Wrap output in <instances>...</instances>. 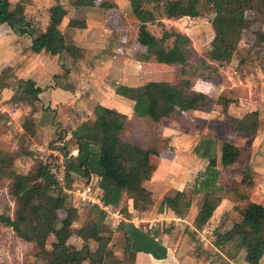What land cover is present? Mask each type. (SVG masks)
<instances>
[{
	"label": "trees",
	"instance_id": "trees-1",
	"mask_svg": "<svg viewBox=\"0 0 264 264\" xmlns=\"http://www.w3.org/2000/svg\"><path fill=\"white\" fill-rule=\"evenodd\" d=\"M150 0H130L132 15L139 22L137 43L144 49L136 60L143 63L164 64L181 67L182 78L174 84L168 81H150L141 86L118 85L116 95L132 103L133 114L138 118H147L155 124H162L178 115L207 110L211 98L193 88L194 81L187 76L186 68L191 63V39L178 31H164L162 37L155 36L148 28L157 20L156 8H148ZM17 0H0V26L8 25L17 34L24 29L31 32L32 53L47 52L53 57L66 54L68 39L61 29L69 11L61 4L49 10V22L46 27L27 24L18 18ZM75 10L87 7L111 9L115 4L99 0H73ZM164 15L169 20L183 18H210L214 37L205 58L216 69L228 66L233 60L245 35L251 33L255 48L264 44V31L254 30L259 17H264V0H166ZM30 23V22H28ZM23 26L22 29L19 27ZM70 29L87 28L86 18L71 17L67 23ZM22 30V31H21ZM172 41L170 45H167ZM11 76L9 69L0 76V88ZM42 90L32 80H20L15 91L17 103L34 107L40 101ZM223 113L230 129L246 138L257 137L260 130L258 111L247 113L242 118L229 115L232 101L221 98ZM27 127V123L25 124ZM128 127V116L116 109L102 105L94 108V119L87 120L74 131L78 156L68 161V181L72 184L78 177L90 180L99 179L102 201L113 208L122 206L125 199L132 201L137 213L149 212L154 204V195L146 184L151 181L157 170L153 158L160 155L165 147L157 141L148 147L133 144L122 135ZM163 138V137H162ZM170 148V147H169ZM197 155L213 160L218 156V141L207 139L195 148ZM13 156L4 155L0 150V185L10 181L8 195L13 201V216L1 215V221L11 228L17 237L32 244L37 264H130L122 260L114 250L112 232L105 223L106 214L98 206L90 208L94 219H87L73 228L78 218L75 208L67 209V217L61 219L58 212L66 209V198L55 186V181L46 167L40 166L34 177L19 178L13 170ZM220 169L210 166L195 180L190 194L187 190H173L164 195L159 211L168 209L177 216H184L191 208L194 195L203 194L204 201L197 214L194 227L202 230L213 219L222 204L223 187L219 180ZM128 215V208L121 209ZM124 236V253L144 252L155 259L167 257V249L158 241L159 232L153 229L143 230L132 223L122 222L118 227ZM76 237L82 246L70 244ZM96 247L92 248L91 244ZM228 243L227 256L235 258L244 253L248 264H261L264 259V205L250 202L241 213L239 221L228 229L217 230L213 244L219 247Z\"/></svg>",
	"mask_w": 264,
	"mask_h": 264
},
{
	"label": "rangeland",
	"instance_id": "rangeland-1",
	"mask_svg": "<svg viewBox=\"0 0 264 264\" xmlns=\"http://www.w3.org/2000/svg\"><path fill=\"white\" fill-rule=\"evenodd\" d=\"M72 1L39 0V2L34 3V1L30 0L26 6L27 14L28 16H36L37 18L33 20L40 21L42 26H45L49 14L43 9L61 4L68 9L69 15L82 17L84 10H75L71 6ZM99 1L117 4V9L115 7L111 9L96 7L103 11L102 15L98 13L92 14L94 17L97 16V19L103 22L102 25L105 26L103 36L98 42L101 45L98 56H107L108 58L109 55L112 56V51L115 52L113 56L118 59L123 57L124 59L123 66L111 64L110 61L105 60L107 61V66H104V69L109 71L108 73H112L114 68L121 69L120 75H116V72H113L116 75L113 79L117 78L114 81L117 83L111 84L113 89L118 85L124 84L141 86L150 81H168L174 84L180 82L182 78L181 67L143 63L136 60V56L143 54L144 49L137 43L139 22L132 15L130 0ZM165 1L150 0L147 4L148 8H156L157 10V20L154 23H150L148 28L157 37H162L164 31H178L190 37L192 58L191 63L185 70L187 76L194 81V88L209 93L208 96L211 98V102L207 110L178 115L171 120L164 121L162 124H155L149 119H137L138 117L131 116L130 121H128V127L122 135L123 139L143 147H148L155 140L157 144L162 140L161 145L163 144L167 147L168 140L162 133H168L169 130L167 129L172 127L181 134L178 135L177 132H174V135L182 136L184 134L187 137L185 142H189L190 148H182L184 156L181 157L180 155L178 157L171 154V152L174 153V148L168 145V148L161 149L158 157L153 158V163L157 165V173H154L146 187L153 192L155 204L149 212L137 213V211L132 209V201L125 199L122 206L115 209L116 212H120L117 215L118 217L109 215L105 219V223L112 232L111 245L120 258L124 254L126 243L123 233L118 227L122 222L134 224L133 222L135 221L138 227L143 230L153 229L159 232L160 241L163 243L165 240L168 245H170V241L180 245L181 236L187 237V248L192 256L206 259V257L210 258L216 255L213 241L217 230L228 229L232 224L239 221L241 213L248 203L256 202L264 205V44L255 48L252 45L253 37L250 35L251 33L245 35L231 63L226 67L216 69V66L205 58V53L210 48V43L214 37L211 19L204 17L169 20L164 15ZM93 11L95 10L93 9ZM258 17L259 20L256 22L254 30L264 31V17ZM27 20L22 18L21 23L31 24L33 22L32 19H30V23ZM22 27L20 26L19 28L22 29ZM23 31V33L18 35L31 39L32 45V37L35 33L32 35L31 32H27L25 29ZM116 40L115 48L111 49L113 45L111 43H115ZM171 43L172 41H169L167 45ZM69 48L70 50H77L73 45ZM78 51L72 52L71 50L72 54ZM80 55H83V53ZM52 59L54 63L59 65V70L54 72L55 74H51L52 79L57 82L73 67L65 63L68 62L65 55L54 58L52 56ZM85 66L89 68L88 65ZM80 67L83 68V65ZM116 71L119 72L118 70ZM11 75H13V72H11ZM15 78L16 81L11 82L14 90L18 88V80L17 77ZM85 82L87 81L80 80V87H83ZM108 93L110 94V90H108ZM223 97L232 101L233 105L229 107L232 109L231 113L235 115L247 114L252 111L259 112L262 117V123L257 137L246 138L230 129L223 113L224 104L221 100ZM108 99H112L111 96ZM126 101L130 103V101ZM17 102L15 97L9 102H2L5 110H2L0 105V150L4 155L15 157L13 170L19 178L28 175L34 177L39 167L42 166L35 152H33L34 145H46L55 140L67 139L68 132L60 129V127L59 129H51L50 133L38 132L33 127H35V121L39 119L46 121L49 126L58 123L54 121L55 115L51 107L48 106L47 110H42L37 107L38 102L34 107L28 108L25 104ZM123 102L126 103L125 100ZM113 104L108 103L111 106ZM127 105L132 106V104ZM16 110L22 113L19 120L22 129L16 128L10 123V115ZM37 112L38 116H36ZM26 123L27 127H25ZM206 139L227 140L239 147L241 156L235 164L227 166L221 171L219 183L223 190L219 192V195L222 197V204L213 219L202 230H196L194 225L191 224L193 223L196 208L200 207L204 201L203 194L194 195L190 210L182 217L177 216L168 209L160 213L159 205L164 195L174 189H185L190 194L195 180L207 171V160L199 155H197V158L194 157L196 155L195 145L199 146ZM67 145L69 151L77 147L72 137L69 138ZM161 161L165 163L164 166L159 165ZM76 180L78 181L75 189H82L84 185L91 184L93 192H95L99 184V179L96 176H93L90 180L81 177ZM9 183L10 181L5 179L0 185V217L4 214L13 216L12 207L14 203L8 195ZM62 196L66 198V209L58 212L62 220L67 217V209L75 208L78 211V218L73 228L80 227L87 219L95 218L93 214H90V204L76 196L65 195L63 192ZM123 206L128 208L129 216L121 210ZM130 210L133 211L130 212ZM178 218L181 219L180 222L175 221ZM204 231L205 235L202 234ZM200 233L205 236V240L202 241ZM70 244L76 247L82 246L81 241L76 237L71 238ZM91 247L95 248L96 245L92 243ZM230 247L228 246L225 250L230 251ZM0 264H37L34 246L17 237L15 232L7 227L1 219Z\"/></svg>",
	"mask_w": 264,
	"mask_h": 264
},
{
	"label": "crops",
	"instance_id": "crops-1",
	"mask_svg": "<svg viewBox=\"0 0 264 264\" xmlns=\"http://www.w3.org/2000/svg\"><path fill=\"white\" fill-rule=\"evenodd\" d=\"M17 1L18 2L16 3L18 4L19 10L18 18L20 17L21 19H28L27 21L29 22H31L30 19L33 20L37 18L36 16H28L27 14L26 6L27 3L30 2V0ZM32 1H34V3L39 2V0ZM54 6L56 5L45 8V10L43 9V11H47L49 14V10ZM115 8L117 9V4ZM93 9L95 11H93ZM95 13L102 15L103 11L101 9H97L96 7H87L84 9L83 16L86 18L87 23V28L85 29L67 28L69 19L71 17H74L72 15L67 16L65 22L61 26L62 31L68 39V45L66 49L67 55L65 54V58H67L68 62L65 63H67V65H71V67L73 68L69 70L67 69L68 73H65L64 76L57 82L52 79L51 74L59 70V65L54 63L51 54L47 52H42L39 54L32 53L30 51L31 39L18 35L16 31L10 28L8 25L0 26V76L2 75V72L7 69H9L10 73L13 72L14 76L13 77L11 75L12 77L10 76L11 78H8L9 81L5 82L8 84V87L0 88V102L6 103L14 98L16 90H14L11 82L16 81L15 77H17L18 82L20 80L34 81L37 87L42 90L40 101L37 104V107L42 110H47V107L50 106L55 115L54 121L58 122L49 126L48 123L43 119L35 121V127L33 128H35L40 133H50L51 129H59L60 127V129L67 130L68 134L71 135L72 131L76 130L82 122L94 119V108L96 105H102L108 108L116 109L119 112L126 114L128 116V121H130L131 116L135 117V115H132L133 107L131 106L132 109H130L131 107L127 105H131L132 103L130 102V104L122 97L116 95V87H114L113 89L111 85L112 83H117L114 82L115 80H117V78L113 79V77H115L116 75H120L121 69L114 68L113 72H116V75L113 72L108 73L109 71L104 69V66H107V61L105 60L110 61L111 64L123 66V57L118 59L116 56H113L115 52L112 51L111 55L113 57L110 55L108 58L107 56H98L100 51L99 49H101V45L98 44V42L103 36V29L105 28V26L102 25L103 22L97 19V16L94 17L92 15ZM48 22L49 17L45 26H42L40 21L38 22L37 20H33L31 24H34L38 27H46L48 25ZM64 28H66V30H64ZM111 44H113L111 46V49H114L115 45L117 44V40L115 43ZM72 45L73 47H76L77 50H79L75 54H72V52H75L77 50L71 49V52L69 48ZM81 53H83V55H80ZM82 65L83 68L80 67ZM85 65H88L89 68H86ZM116 70H118L119 72H117ZM82 79L86 80L87 82L83 84V87H80L79 82ZM193 89L206 95L209 94L206 91L198 90L197 88ZM108 90H110V94L108 93ZM109 96H111L112 99H108ZM123 100H125L126 103H124ZM108 103L114 104L111 106L108 105ZM230 105H233V103ZM231 110L232 109L229 107L228 113L231 116L242 118L246 115V113L235 115L231 113ZM36 116H38V112ZM260 121L262 123L261 116ZM167 130H169L168 133L164 132L162 134L167 138L168 145L174 148V153L171 152V154L178 157H180L181 155V157H183L184 155L182 154V148L189 147V142H185L187 137L184 134L182 136H178L181 134H179V132L172 127ZM174 132H177L178 135H174ZM216 141H218V156L211 161H207V166H213L220 169V171H223L227 166H232V164H235L237 162V160L241 156V152L239 147L228 142L227 140ZM196 146L197 145H195L194 149L196 148ZM194 157L197 158V154L194 155ZM164 164L165 163L161 161L159 165L164 166ZM176 190L184 189L178 188ZM94 193L95 195L102 196V191L99 186ZM201 207L202 204L200 205V207L196 208V213L193 216V223L191 225H194L195 218L199 213ZM132 211L133 210H130V212ZM113 212L118 213L116 212L115 208H113ZM107 217L108 215L106 216V218ZM159 237L157 239L158 241H160ZM186 238H184V236H181L180 245L171 241L170 245H168L164 240L162 244L168 251L167 257L164 259H155L151 254H147L144 252H129L126 254L124 253L122 259L130 264H248L244 260V253H240V255L235 258L227 256L228 251L225 249L230 246L228 243L222 244L219 247H214L216 250V255L214 257H206V259H202L200 257L195 258L188 251L189 249L187 248L188 243L186 241ZM261 264H264V259Z\"/></svg>",
	"mask_w": 264,
	"mask_h": 264
},
{
	"label": "built area",
	"instance_id": "built-area-1",
	"mask_svg": "<svg viewBox=\"0 0 264 264\" xmlns=\"http://www.w3.org/2000/svg\"><path fill=\"white\" fill-rule=\"evenodd\" d=\"M2 106V102H0ZM2 110H5L2 107ZM22 116V113L18 110L14 111L10 115L11 125H14L16 128L22 129L21 125L19 124V120ZM14 127V128H15ZM72 135L68 134L67 139L64 138L63 140H55L46 145H39L35 144L33 148V152H35L36 157L42 164V166L46 167L51 176L55 181V186L60 189L63 194L65 195H73L80 198L82 201L90 204L91 206H98L106 216L112 215L117 216L118 213L113 212V207L106 205L102 201V197L100 195H95L93 192V187L91 184H86L83 186L82 189H75V186L78 180L73 181L72 184H69L68 181V161L71 157L78 156V149L73 148L69 151L67 142ZM118 217V216H117ZM175 221L180 222L181 219H175ZM136 227L138 225L133 222ZM139 228V227H138ZM205 235V231L202 233ZM200 233L202 241L205 240V236Z\"/></svg>",
	"mask_w": 264,
	"mask_h": 264
}]
</instances>
